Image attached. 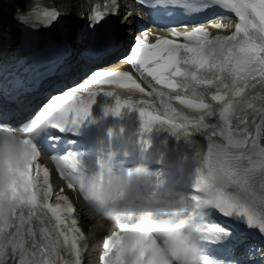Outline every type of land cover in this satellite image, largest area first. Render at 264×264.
<instances>
[{"label": "snow or ice", "instance_id": "1", "mask_svg": "<svg viewBox=\"0 0 264 264\" xmlns=\"http://www.w3.org/2000/svg\"><path fill=\"white\" fill-rule=\"evenodd\" d=\"M140 2L152 9L157 6L170 9L164 12L167 17L176 15V10L181 15L192 16L218 6L232 11L238 22L227 36H211L203 26H196L183 33L167 28L174 38L158 37L154 43L147 42L146 33L143 39L136 37L124 60L148 85L150 92L146 93L127 71L96 70L78 89L52 96L35 117L38 113L42 116L49 110L55 111L57 119L48 129L64 133L88 117L102 86L151 97V101L142 99L135 103L117 99L112 111L119 113L123 107H136L144 130L159 124L186 139L194 134L204 136L208 141L207 150L198 158L192 185L200 194L191 195L190 199L201 201L204 187L216 179L219 185L211 209L264 234V147L258 143L264 127V0ZM58 15L55 9L46 10L43 19L50 23ZM100 19L99 13L93 16L94 22ZM223 19L216 15L208 23L216 29L231 27L222 23ZM181 36L182 43L178 42ZM102 39L105 45L117 46L116 35L110 29L105 30ZM32 120L21 128L25 129ZM253 124L255 135L249 131ZM7 132V129L0 131V135ZM40 137L59 139L47 132ZM39 156L40 152L34 151L29 162L16 170L20 182L12 188V199H16L17 191L27 196L20 199L19 207L12 210L7 221H0V264H9V261L12 264H82L83 249L79 242L85 237L74 207L66 196L59 194L55 205L48 203L53 189L49 170L37 163ZM63 161L73 171L77 170L79 161L74 155L64 156ZM57 168L68 181L69 189L78 185L79 192L83 190V182L78 177L67 175L59 163ZM127 227V224L120 225L121 231ZM205 228L206 238H201V244L225 245L221 249L225 258L201 261L200 249V264H238L228 258L232 256L231 231L215 223ZM121 246V233H111L103 243L101 264H120L116 257ZM140 247H144L143 242Z\"/></svg>", "mask_w": 264, "mask_h": 264}, {"label": "clouds", "instance_id": "2", "mask_svg": "<svg viewBox=\"0 0 264 264\" xmlns=\"http://www.w3.org/2000/svg\"><path fill=\"white\" fill-rule=\"evenodd\" d=\"M56 119L53 110L42 116L38 113L23 133L0 135V221H7L20 199L27 196L17 191L16 199H12V188L20 182L16 170L38 151L36 139ZM116 155V150L108 151L98 162V171L83 182L80 194L89 207L100 210L101 225L106 223L112 233H121L122 246L116 257L120 264H200L201 238H206L203 217L213 206L218 180L204 187L201 201L165 189L157 202L142 191L151 183L147 166L140 164L130 175H120L113 169ZM121 224H127V229L121 231Z\"/></svg>", "mask_w": 264, "mask_h": 264}, {"label": "bare ground", "instance_id": "3", "mask_svg": "<svg viewBox=\"0 0 264 264\" xmlns=\"http://www.w3.org/2000/svg\"><path fill=\"white\" fill-rule=\"evenodd\" d=\"M8 1L12 4L11 10H9L12 20L10 19V21H6L7 20L6 18L0 17V39L1 38L8 39V40L9 39L10 40L19 39V37L22 34H32L35 39H38L40 37L51 38L54 36H58L61 33L60 30L62 26L58 25L57 20L51 21L50 23H46L45 20L43 19V12L46 10L50 11L52 9L57 10L58 8H61L64 12L66 13L68 12L71 16H73L74 12L80 11L79 17L77 16L78 18L73 17L72 20L70 19V23H69L70 25L67 27V31L64 32V34L66 33L68 39L70 40L71 38H75L74 34L76 31L79 30L78 29L79 23H82L85 19L81 15L90 14L89 16H91L92 13L95 11V5L93 2H91V0H8ZM3 16H4V13H3ZM20 17H25L26 19L21 20ZM127 23L129 24L130 22L127 21ZM5 27L8 28V31L4 30ZM118 31H119V34L122 35L121 31L120 30ZM124 39L125 38H123V40L122 39L119 40V46H121L124 43ZM71 52L73 53V58L71 60H67V64L65 66H67V69H70V71H72V74L70 75V72L68 73L65 70L66 67L62 66L63 68L58 70V74L55 79V80L58 79L56 81L58 84L61 82H67L69 77H73L74 74H76V71L74 69L76 68L85 69L86 68L84 62H81V64H79L80 63L79 61L76 62L80 54L79 48H77V50L73 49ZM10 56L11 55H5V58H8ZM1 57L4 58V54H1ZM15 71H18V70H15ZM54 82H51L50 79H47L42 84L38 93L32 94V95L29 94V97L25 99L22 105V108L26 107L27 109L33 103V101L34 102L37 101V99L40 98L39 94L41 91L51 90L54 85H57ZM31 100L32 102L29 103ZM5 110L6 109L3 110L4 116H6ZM11 111L12 112H8V114L9 115L12 114L14 116V115H20L22 111L24 110H20V108L16 106ZM78 144H82V141L78 142ZM96 231L99 232L100 229H97ZM111 231L112 229L110 230V232ZM91 235H93V233H91ZM94 236L95 237L92 238V241H97L96 240L97 235H94ZM94 254H95V251H94ZM94 254H92V256ZM258 254L260 253H257L256 255ZM251 255H249V258L245 259V261L250 260V258H253V256ZM90 263L92 264V262Z\"/></svg>", "mask_w": 264, "mask_h": 264}, {"label": "rangeland", "instance_id": "4", "mask_svg": "<svg viewBox=\"0 0 264 264\" xmlns=\"http://www.w3.org/2000/svg\"><path fill=\"white\" fill-rule=\"evenodd\" d=\"M9 3L10 2L8 0H0V12L4 13V18L7 19L6 21H10V19H11L9 10H11L12 4L11 3L9 4ZM79 15H80V11H76L73 13V17H75V18H78Z\"/></svg>", "mask_w": 264, "mask_h": 264}]
</instances>
